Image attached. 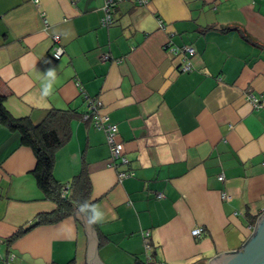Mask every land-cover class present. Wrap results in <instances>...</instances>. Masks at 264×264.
I'll return each instance as SVG.
<instances>
[{
  "label": "crops",
  "instance_id": "1",
  "mask_svg": "<svg viewBox=\"0 0 264 264\" xmlns=\"http://www.w3.org/2000/svg\"><path fill=\"white\" fill-rule=\"evenodd\" d=\"M104 2L0 0L4 105L33 123L52 109L76 113L53 174L69 183L86 171L92 208L103 213L93 222L77 208L10 240L57 203L37 183L32 148L0 123V264H209L239 250L264 211V97L257 108L246 98L264 92V0H121L110 25ZM55 35L60 59L50 53ZM170 45L195 48L191 70ZM85 93L117 126L128 166L109 165L105 132L82 119Z\"/></svg>",
  "mask_w": 264,
  "mask_h": 264
},
{
  "label": "trees",
  "instance_id": "2",
  "mask_svg": "<svg viewBox=\"0 0 264 264\" xmlns=\"http://www.w3.org/2000/svg\"><path fill=\"white\" fill-rule=\"evenodd\" d=\"M6 95L0 93V123H5L21 134L22 144L29 146L36 157L34 175L46 198H51L57 207L50 213H42L28 226L21 227L10 240L19 238L30 229L45 223H54L74 214L77 208L88 206L86 213H91V181L86 171H82L69 183H61L53 174L56 151L70 138V122L75 116L72 110L52 109L40 123H33L29 118H15L6 109ZM68 191L63 194V188Z\"/></svg>",
  "mask_w": 264,
  "mask_h": 264
},
{
  "label": "built area",
  "instance_id": "3",
  "mask_svg": "<svg viewBox=\"0 0 264 264\" xmlns=\"http://www.w3.org/2000/svg\"><path fill=\"white\" fill-rule=\"evenodd\" d=\"M36 3L39 2V0H34ZM121 0H105L104 2V11L105 15L102 18V24L104 25H110L113 22V16L112 12L114 7L120 2ZM138 4L143 5L147 2V0H135ZM160 26H164V22L162 19L159 20ZM45 26H47V23L44 19ZM54 41V45L51 49V56L54 59H60L64 53L65 49L64 46L60 43L59 36L55 35L52 37ZM169 50L173 52L174 54L181 53L184 55V64L182 66L183 71H189L192 69L190 57L195 54V48L192 46H172L170 45ZM110 55L105 54L103 56V60L109 59ZM79 85L80 83L77 82ZM84 97L86 99L87 105H88V111L82 114V119L88 120L92 119L95 126L99 129H102L105 132L106 140L110 148V159H109V165L116 168H121V166H128L130 164L129 158L126 156L123 148V143L118 140V129L117 126L108 120V116L102 114L103 104L102 102L96 98L89 96L88 94H84ZM264 97V92L261 94V96H256L252 93H248L246 98L247 100L253 105V107L257 108L260 107L262 104V98ZM131 170H120L118 172L119 178H123L125 176L131 175ZM218 179L223 181L225 179V176L223 173L218 175ZM63 194H65L68 191V187L63 188ZM159 197H162L163 195L161 193L158 194ZM223 197L225 199L229 198V196L224 192ZM192 233L198 237H200L203 234V228L198 227L192 231ZM150 231L144 232V244L145 248L149 251L152 249V240ZM5 240L0 237V248ZM15 255L11 254L9 256V261H12L14 259ZM150 259V256L148 257ZM166 264V263H164Z\"/></svg>",
  "mask_w": 264,
  "mask_h": 264
},
{
  "label": "water",
  "instance_id": "4",
  "mask_svg": "<svg viewBox=\"0 0 264 264\" xmlns=\"http://www.w3.org/2000/svg\"><path fill=\"white\" fill-rule=\"evenodd\" d=\"M83 220L97 247L98 239L93 224L88 217ZM209 264H264V211L259 216L252 235L239 250L220 253Z\"/></svg>",
  "mask_w": 264,
  "mask_h": 264
},
{
  "label": "clouds",
  "instance_id": "5",
  "mask_svg": "<svg viewBox=\"0 0 264 264\" xmlns=\"http://www.w3.org/2000/svg\"><path fill=\"white\" fill-rule=\"evenodd\" d=\"M55 78V69H50L47 71V73L44 75V78L41 80V89H42V94L47 95L52 88V82ZM81 211H88V206L84 205L81 209ZM92 215H91V220L93 222H97L102 219L103 213L96 209L92 208L91 209Z\"/></svg>",
  "mask_w": 264,
  "mask_h": 264
}]
</instances>
